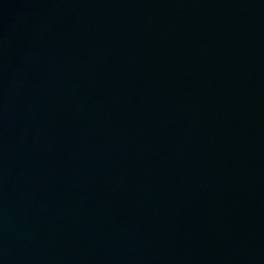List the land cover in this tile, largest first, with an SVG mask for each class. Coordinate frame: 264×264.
Here are the masks:
<instances>
[{
  "label": "water",
  "instance_id": "obj_1",
  "mask_svg": "<svg viewBox=\"0 0 264 264\" xmlns=\"http://www.w3.org/2000/svg\"><path fill=\"white\" fill-rule=\"evenodd\" d=\"M0 257L264 264V0H0Z\"/></svg>",
  "mask_w": 264,
  "mask_h": 264
}]
</instances>
